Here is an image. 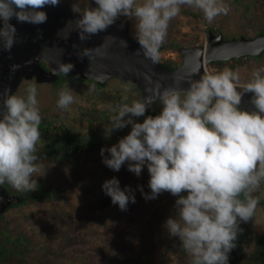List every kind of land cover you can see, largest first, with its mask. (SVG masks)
I'll use <instances>...</instances> for the list:
<instances>
[{
  "label": "clouds",
  "instance_id": "1",
  "mask_svg": "<svg viewBox=\"0 0 264 264\" xmlns=\"http://www.w3.org/2000/svg\"><path fill=\"white\" fill-rule=\"evenodd\" d=\"M59 3L60 0H0L3 48L11 50L16 42L17 30L9 22L13 17L18 22L42 24L47 21L42 9ZM95 4L97 7L88 6L83 11L72 7L73 12L81 13L75 20L79 39L86 41L106 31L120 17L130 18L135 21L134 37L140 45L137 53L142 52L153 64L159 63L169 23L180 15L182 6L201 11L209 24L231 11L225 0H95ZM69 34L62 38L67 40ZM121 45L127 47V42L121 39ZM105 47L101 44L84 48L79 55L91 61L93 53L105 56L106 51H101ZM58 65L52 70L57 76H67L74 67L71 62ZM43 68L49 69L48 65ZM198 72L199 66L188 74L186 89L179 87L181 78L175 81V87L161 91L157 84L152 95L131 103L124 96L120 103L109 104L107 138L128 125L131 131L117 144L102 147L100 154L102 162L113 171L130 162L128 170L137 176L147 163L151 193H143L140 188L146 200L163 192L178 197L176 216L169 217L164 227L170 236L179 238L191 264H228L238 233L243 231L240 223L256 216L260 200L253 193L264 182V67L253 70L246 84L241 82L239 68L206 70L199 79H192ZM25 91L24 96L6 94V110L0 118V185L7 182L19 192L37 190L36 177L46 172L41 174L36 154L42 136L38 89L33 83ZM73 92L69 86L59 90V109L68 110L76 102ZM245 92L253 93L255 110L239 107ZM157 100L163 106L159 114L147 115L143 122L133 119L145 116L147 108ZM105 151L110 155L105 156ZM102 190L122 211L127 210L129 202L135 203L131 188L121 189L116 177L104 181ZM185 192L186 196L181 195Z\"/></svg>",
  "mask_w": 264,
  "mask_h": 264
},
{
  "label": "rangeland",
  "instance_id": "2",
  "mask_svg": "<svg viewBox=\"0 0 264 264\" xmlns=\"http://www.w3.org/2000/svg\"><path fill=\"white\" fill-rule=\"evenodd\" d=\"M94 1L60 0V3L68 2L71 9L74 6L83 11ZM254 1L225 0L231 11L228 15L217 17L211 24L203 19L201 11L182 6L180 15L169 23L166 41L160 49V61L182 60L179 49L207 44L210 31L222 34L226 39L244 36L246 30L242 11L246 4L253 10ZM117 21H128L129 34L135 38L134 20L120 17ZM173 38L183 45L169 47ZM248 66L252 71L261 68L252 60ZM220 69L211 65V61L207 66V71ZM107 81L110 84L119 82L116 78ZM54 82H38L35 76L24 78L13 94L26 95L27 86L34 83L38 89L41 117L63 118L79 126L78 117H71L68 110L58 108L60 89ZM68 86L74 91L76 101L79 100L82 91L80 85L71 82ZM104 155L109 156L110 153L105 151ZM128 163L125 162L119 171H113L102 162L99 153L86 157L74 167L39 162L42 165L41 174L46 171L42 177H49L51 182L66 187V195L53 202L39 201L13 206V201L1 215L6 213L9 226H19V230L32 239L34 253L42 258L53 256V264H69L71 260L79 264H139L142 256L155 264H191V257L182 248L179 238L170 236L164 227L169 217L176 216L174 206L178 197L163 192L155 199L146 200L140 188H143V193H151L147 163L139 176L128 170ZM112 177L119 180L121 189L130 187L135 196V203L129 202L126 211L113 204L111 197L102 190L104 181ZM256 213L250 225L255 231H263L264 205Z\"/></svg>",
  "mask_w": 264,
  "mask_h": 264
},
{
  "label": "trees",
  "instance_id": "3",
  "mask_svg": "<svg viewBox=\"0 0 264 264\" xmlns=\"http://www.w3.org/2000/svg\"><path fill=\"white\" fill-rule=\"evenodd\" d=\"M254 6L255 8L251 10L250 5L246 4L242 11L243 26L246 30L243 35L250 39L264 34V0H255ZM182 45V42L173 38L168 46L177 48ZM251 60L257 66L264 67V50L259 55L247 54L225 60H213L211 65L222 69L224 67L233 70L239 68L241 82L246 84L251 79L252 69L248 66ZM163 62L171 69H176L182 64L181 59H169ZM41 65L47 68L43 60ZM71 82L78 83L82 91L79 100L70 105L68 114L71 117H78L80 125L74 126L63 118L42 117L40 125L42 136L36 153L37 163L74 167L86 157L100 154L102 147L109 148L117 144L119 139L131 131V125H128L123 129L114 130L107 138L105 129L110 127L111 115L107 106L120 103L124 96L128 97L127 103H131L134 99H141V89L138 86L131 82L121 81L113 84L106 81L104 85H101L93 79L83 78L71 72L67 76L61 73L54 83L61 90ZM90 88L93 90L89 91ZM126 88L130 91L125 92ZM162 107L157 100L150 109L147 108L145 116L133 117V119L143 122L147 115L159 114ZM36 180L38 189L30 192H19L7 182L0 186L15 197L13 206L39 201H58L67 193L66 187L51 182L49 177H36ZM253 196L259 197L258 211L260 206L264 205V182L253 193ZM7 218L6 213L0 216V264H53V256L42 258L38 253H34L35 245L32 239L19 230V226L11 228ZM250 224L251 220L247 223H240L239 226L243 231L238 233L236 247L229 253L228 264H264V230L255 231ZM69 264L79 263L71 260ZM139 264L155 263H152L148 257L142 256Z\"/></svg>",
  "mask_w": 264,
  "mask_h": 264
},
{
  "label": "water",
  "instance_id": "4",
  "mask_svg": "<svg viewBox=\"0 0 264 264\" xmlns=\"http://www.w3.org/2000/svg\"><path fill=\"white\" fill-rule=\"evenodd\" d=\"M93 4V3H91ZM90 7V5H89ZM97 7V5H95ZM94 7V8H95ZM47 13V21L42 24H32L28 22H18L13 17L9 22L13 24L17 30L16 42L11 50H5L3 44L0 43V118L5 111L3 100L6 94H13L15 89L20 85L23 78L36 77L38 82L54 81L58 78L57 75L52 73L53 68L59 67V63L64 61L69 63L71 59L65 58L58 61L57 66H53L51 62L44 56L50 52H58L66 57H75L82 49L78 45L74 47V36L79 37V32L72 31L68 28L67 23L73 22L76 18H80L81 13L69 17L70 13H75L70 8L68 2L59 3L57 6H45L43 9ZM76 16V17H75ZM3 21L0 20V26ZM111 32L107 31L104 34L100 32L89 38L90 48H95L104 44L106 47L101 51H106L105 56H97L93 53L94 59L91 61L87 56L76 57L77 61L72 60L74 65L70 71L80 77L93 79L99 84L104 85L109 78H116L121 82H131L141 89V98L152 95L156 90V85H160L161 91L165 87H175V81L183 79L179 87L186 89L189 87L187 81L188 74L193 70L192 65L188 64L189 60H193V56H185L186 51H198L200 54L203 51L204 45H194L191 47H181L179 50L182 53V64L176 68L171 69L166 66L162 61L153 64L151 60L146 59L142 52L139 54L137 50L140 49L138 41L133 38L128 31V21H116ZM61 30H63L61 32ZM58 32L61 34L58 35ZM65 33H70L67 40L62 36ZM79 39V38H78ZM121 39L127 42V47L121 45ZM210 46L216 44L217 51H214L208 62L213 60H225L232 57H240L243 55H259L264 50V34L254 38H246L241 36L239 38L224 39L222 34H215L210 31L209 35ZM215 41L214 43H211ZM220 45H226L222 48ZM209 46V47H210ZM84 49V48H83ZM83 52V51H82ZM81 52V54H82ZM209 51L208 53H210ZM194 54V53H193ZM47 62L48 70L44 69L41 64V58ZM46 58V59H45ZM28 63L36 65L41 69L45 78L38 75L27 74L25 72ZM209 64V63H208ZM18 66L13 68V66ZM76 68H82L78 70ZM206 71L201 68L198 73L193 74L192 79H199L200 76ZM43 78V79H42ZM238 91L243 92L238 88ZM251 97L253 93L247 92ZM244 97V94L242 95ZM241 109L255 110V106L244 108L239 105ZM148 107V109H150ZM15 200V197L10 195L2 186H0V216L5 212L6 208Z\"/></svg>",
  "mask_w": 264,
  "mask_h": 264
},
{
  "label": "bare ground",
  "instance_id": "5",
  "mask_svg": "<svg viewBox=\"0 0 264 264\" xmlns=\"http://www.w3.org/2000/svg\"><path fill=\"white\" fill-rule=\"evenodd\" d=\"M90 7L91 8H94L95 7V1L93 2V4L90 5ZM70 12H69V17L72 16V14L73 15H78L77 13H70ZM76 19H78V18H76ZM67 26H68V28H71L72 31L78 32V30H75L76 29L75 21L70 22V23H67ZM112 26H114V25H112ZM112 26H110L106 31H104L102 33L104 34L107 31L111 32L112 30H115V29H113ZM78 38L79 37L74 36V40H73L74 43H73V45H75V46L78 45L82 49L83 48H90V43L89 42H91V41H89V39L86 40V41H81ZM214 42L215 41H213L211 43H214ZM209 44H210V42L208 40L207 44L204 45V48H203V51L201 52V54L197 50L193 52L194 54L191 51H189V52L186 51L185 52V56H187V57H188V55L193 56V60H189L187 62L188 64L192 65L191 66L192 69H194L197 66H199V70L201 68H204V69L207 70V66H208V63H209L207 57L208 56L211 57V55L213 53H215L214 51H217L218 50V47H219L216 44H213L212 46H210ZM220 46L222 48H224L226 45H220ZM209 51H211V52L208 53ZM197 53H198V55H197ZM44 56L51 62V64L53 66H57L56 64L58 63V61H62L65 58H68V60L71 59L70 62L72 63V60L77 61L76 60V57H81L79 55V53H77V55H75V57H66L65 55L63 56V54L58 53V52H50L49 54L46 53V54H44ZM43 58L44 57H42L41 59H43ZM48 60H47V62H48ZM62 63H65V62L62 61ZM76 69L84 71V69H82V68H76ZM25 72L27 74L29 73V74H33V75L34 74L35 75H38L40 78L41 77L45 78L44 72L41 69H39L36 65H34L32 63H28V65L26 66ZM243 94H244V97H242V100H241V104L240 105L243 106L244 108H247V109L250 108V107H253L254 105L251 103L252 97L247 92H245Z\"/></svg>",
  "mask_w": 264,
  "mask_h": 264
}]
</instances>
